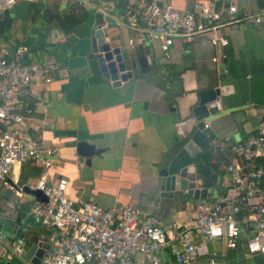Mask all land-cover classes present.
Here are the masks:
<instances>
[{
  "label": "crops",
  "instance_id": "0c3cea01",
  "mask_svg": "<svg viewBox=\"0 0 264 264\" xmlns=\"http://www.w3.org/2000/svg\"><path fill=\"white\" fill-rule=\"evenodd\" d=\"M232 1L238 4L239 13L258 11L264 6V0H220L219 5L225 10ZM160 2L188 11L193 8L194 0ZM27 5L38 15L43 9L48 10L43 15L46 26L39 30L45 41L27 44L28 56L38 60L53 56L59 62V70L52 82L34 84L24 98L25 107L34 108L26 117V124L35 139L58 149L51 172L56 177L67 178L66 193L76 204L90 200L102 206L118 207L135 202L169 227L173 221L190 222L199 202L214 200L232 189L226 166L235 160L234 154L208 142L197 157L203 186L212 190L207 199H195L185 193L175 200L160 197L157 204L153 197L159 161L181 147L176 143L175 122L191 112L201 90L221 82L231 83L235 86L233 96L238 100L207 121L210 136L241 141L257 133L264 124L263 27L234 22L224 11L221 19L224 25L219 32L228 37L226 46L212 44L210 36L202 33L189 41L178 37L164 51L151 27L143 22L137 29L127 25L121 0H27ZM66 20L69 30L64 26ZM96 20L107 23L108 38L115 45L125 48L142 42L156 52V64L150 60L145 63L152 77L138 88L134 83L113 87L96 61L88 59L85 42ZM3 39L12 47L26 44L23 36L15 35L14 31ZM138 51L146 53L145 47ZM80 140L105 147L106 151L93 156L88 163L77 152ZM15 173L30 180L40 173V168L27 160L15 166ZM3 193L17 201L18 214L25 222L30 219L33 233L50 232V228L33 216L28 217L20 205L19 198L25 194L17 197L7 190ZM28 196L26 202L36 205V198ZM246 237L247 233H243L237 248H229L225 239L208 242V248L212 255L222 257L225 264H264L261 254L248 252ZM6 246L7 241L0 239V252ZM162 255L164 264H176L169 249ZM194 264H208V261L203 258Z\"/></svg>",
  "mask_w": 264,
  "mask_h": 264
},
{
  "label": "built area",
  "instance_id": "2783aa9c",
  "mask_svg": "<svg viewBox=\"0 0 264 264\" xmlns=\"http://www.w3.org/2000/svg\"><path fill=\"white\" fill-rule=\"evenodd\" d=\"M121 1L127 25L137 29L143 22L151 27L164 51L178 37L189 41L202 33L210 36L212 44L226 46L229 39L219 32L224 25V11L234 22L264 28V6L258 11L239 13L236 1L224 10L220 0H194L188 11L160 0ZM16 3L17 0H0V17ZM106 26L103 23L102 27ZM28 51L27 44L12 47L0 35V211L5 220L16 222L19 217L17 201L5 197L4 190L21 197L27 194L24 187L28 185L48 197L47 201L36 199L30 210V216L51 229L39 234L40 241L50 243L40 264H164L162 252L166 249L176 264H194L203 258L208 264H225L222 257L210 253L208 242L225 239L229 248H237L243 233H247L248 252L264 257L263 123L257 133L241 141L210 136L213 147L229 149L235 156L226 166L232 189L214 200L199 202L195 217L186 224L173 221L165 227L156 215L145 212L135 202L118 207L90 200L76 204L66 193L67 178L51 172L58 149L35 139L26 124V117L34 108L25 107L24 98L34 84L53 81L59 62L53 56L43 60L30 58ZM27 160L40 168V173L30 180L15 173V166ZM24 250L16 245V253L24 264H33L24 258Z\"/></svg>",
  "mask_w": 264,
  "mask_h": 264
},
{
  "label": "water",
  "instance_id": "95a60500",
  "mask_svg": "<svg viewBox=\"0 0 264 264\" xmlns=\"http://www.w3.org/2000/svg\"><path fill=\"white\" fill-rule=\"evenodd\" d=\"M20 1L17 0V2ZM102 25L103 22L98 20L93 22L85 42V53L88 59L96 61L100 72L111 81L113 87H126L134 83L138 88L141 83H145L148 78L152 77L145 63H149L150 60L156 64V52L144 46L142 42L137 45H128L125 48L115 45L108 38V26L102 27ZM144 47L146 53H139L138 49L141 50ZM234 92V84L227 82L201 90L198 102L192 106L191 112L175 122L178 134L176 143H180L181 147L172 155L165 154L159 161L157 186L153 193L157 204L160 197L175 200L185 193L192 198L205 200L212 192L208 186H203V174L198 172L200 163L197 157L210 140L211 129L207 121L221 110H228L231 105L238 103L233 96ZM105 151V147H99L87 140H80L77 144L78 154L86 157L88 163L91 162L93 156L101 155ZM24 190L39 201L48 200L40 189L26 185ZM27 215L30 217V212ZM29 220L25 222L19 216L12 232L4 233L2 229L5 218L0 212V233L7 241V246L0 252V264H19V260L23 262L16 253L17 244L25 249V259L33 264H40L44 251L50 247V243L40 241V235L32 232V224Z\"/></svg>",
  "mask_w": 264,
  "mask_h": 264
},
{
  "label": "rangeland",
  "instance_id": "374dc122",
  "mask_svg": "<svg viewBox=\"0 0 264 264\" xmlns=\"http://www.w3.org/2000/svg\"><path fill=\"white\" fill-rule=\"evenodd\" d=\"M30 6L27 5V0H21L15 4V9L10 10V13L14 16V24L12 32L17 36H23L24 42L28 45L35 43H43L45 41L44 35L39 34V30L46 26V21L43 15L48 10H42L38 15V12L30 10ZM28 194H25L23 198H19V203L26 212H30L32 203H27ZM14 223L11 220L6 219L3 225L2 232L11 233ZM206 263V262H205ZM19 264H24L19 260Z\"/></svg>",
  "mask_w": 264,
  "mask_h": 264
},
{
  "label": "trees",
  "instance_id": "16d2710c",
  "mask_svg": "<svg viewBox=\"0 0 264 264\" xmlns=\"http://www.w3.org/2000/svg\"><path fill=\"white\" fill-rule=\"evenodd\" d=\"M68 22V20L64 21V26H67V29L69 30L70 24ZM13 24L14 16L10 13V11H6L3 16L0 17V35L4 37L8 36V34L12 32ZM207 156L209 157V155Z\"/></svg>",
  "mask_w": 264,
  "mask_h": 264
}]
</instances>
